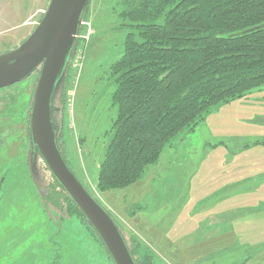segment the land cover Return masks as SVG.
<instances>
[{"label": "rangeland", "instance_id": "374dc122", "mask_svg": "<svg viewBox=\"0 0 264 264\" xmlns=\"http://www.w3.org/2000/svg\"><path fill=\"white\" fill-rule=\"evenodd\" d=\"M49 2L0 0V54L16 49L33 33ZM120 11L121 0H89L64 83L56 92L57 110L53 114L58 143L68 165L109 214L113 210L109 202L116 193L111 190L101 195L96 185L117 116L110 67L121 57L129 31V22L119 16ZM38 77L35 71L23 81L0 89V264H115L82 219L67 212L63 199L60 206L53 202L56 193L62 194L61 188L33 148L30 134ZM263 125L264 85L217 108L194 130L174 137L164 149L158 168L162 170L168 160L170 166L179 167L177 171L182 172L183 167L188 170L194 159L205 156V147L225 148L234 140H245L239 151L264 145ZM209 154L212 161L215 153ZM161 181L154 183V191ZM163 195L158 191L144 200L139 189L138 199L131 200L120 191L113 205L132 219L145 206L150 211L168 202ZM115 221L132 246L137 240L143 251H152L158 259L132 224Z\"/></svg>", "mask_w": 264, "mask_h": 264}, {"label": "trees", "instance_id": "16d2710c", "mask_svg": "<svg viewBox=\"0 0 264 264\" xmlns=\"http://www.w3.org/2000/svg\"><path fill=\"white\" fill-rule=\"evenodd\" d=\"M119 16L129 31L110 67L117 116L99 166L98 192L138 182L174 137L264 85V0H121ZM57 186L62 194L56 193L54 204L63 199L67 212L104 245ZM125 240L137 264H157L152 251Z\"/></svg>", "mask_w": 264, "mask_h": 264}, {"label": "crops", "instance_id": "0c3cea01", "mask_svg": "<svg viewBox=\"0 0 264 264\" xmlns=\"http://www.w3.org/2000/svg\"><path fill=\"white\" fill-rule=\"evenodd\" d=\"M244 144L205 147V156L182 172L168 160L162 170L160 161L149 166L138 182L112 190L114 201L120 191L137 200L139 189L144 200L162 191L169 201L155 210L145 206L131 219L111 200L110 215L132 224L159 255L158 264H264V145L239 151Z\"/></svg>", "mask_w": 264, "mask_h": 264}, {"label": "water", "instance_id": "95a60500", "mask_svg": "<svg viewBox=\"0 0 264 264\" xmlns=\"http://www.w3.org/2000/svg\"><path fill=\"white\" fill-rule=\"evenodd\" d=\"M89 0H50L33 33L16 49L0 54V89L38 71L30 115L32 146L95 229L115 264H137L120 226L68 165L54 122L56 92L62 86Z\"/></svg>", "mask_w": 264, "mask_h": 264}, {"label": "built area", "instance_id": "2783aa9c", "mask_svg": "<svg viewBox=\"0 0 264 264\" xmlns=\"http://www.w3.org/2000/svg\"><path fill=\"white\" fill-rule=\"evenodd\" d=\"M88 36H89V34H88ZM88 36H84L83 38L88 40Z\"/></svg>", "mask_w": 264, "mask_h": 264}]
</instances>
